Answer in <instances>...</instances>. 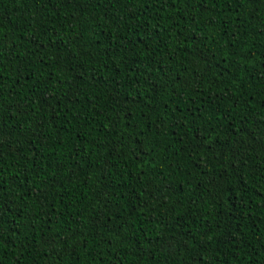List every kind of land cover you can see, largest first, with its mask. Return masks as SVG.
Segmentation results:
<instances>
[{
    "label": "trees",
    "instance_id": "trees-1",
    "mask_svg": "<svg viewBox=\"0 0 264 264\" xmlns=\"http://www.w3.org/2000/svg\"><path fill=\"white\" fill-rule=\"evenodd\" d=\"M0 216V264H264V0H0Z\"/></svg>",
    "mask_w": 264,
    "mask_h": 264
},
{
    "label": "snow or ice",
    "instance_id": "snow-or-ice-1",
    "mask_svg": "<svg viewBox=\"0 0 264 264\" xmlns=\"http://www.w3.org/2000/svg\"><path fill=\"white\" fill-rule=\"evenodd\" d=\"M3 224H4V220H3L2 216H0V225H3ZM3 239H4V238H3L2 231H0V242H2ZM49 243L52 244V245H54V244H56V240L53 239V240H51Z\"/></svg>",
    "mask_w": 264,
    "mask_h": 264
}]
</instances>
